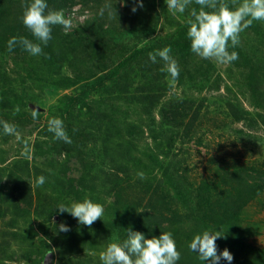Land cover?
<instances>
[{
    "label": "rangeland",
    "instance_id": "rangeland-1",
    "mask_svg": "<svg viewBox=\"0 0 264 264\" xmlns=\"http://www.w3.org/2000/svg\"><path fill=\"white\" fill-rule=\"evenodd\" d=\"M111 1L119 2V9L114 7L117 17H109L106 11L105 20L108 16L116 24L128 22L124 16L118 18L124 7L123 1L119 0L86 2L90 9L87 15L98 13L105 3ZM142 3L147 9L141 17L149 27L147 30L133 22L127 28L117 26L119 33H109L103 57L85 58V63L77 61L73 69L62 64L61 74L57 76L51 75L48 65L32 60L30 56L24 63L14 64L8 56L0 53V106L5 104L10 123L17 129L16 134L7 135V144L0 138V146L6 151L5 157L16 162L14 169L27 164L32 174L35 170L44 176L50 174L45 177L46 188L34 192V201L54 194L57 205L70 206L88 198L104 204L106 212L117 210L108 209L113 197L105 193L108 186L106 176L116 167L112 157L124 150L131 152L130 157L142 164H149L151 157L159 158L162 171L139 164L124 165L125 169L132 171L134 179L139 177L138 173H144L145 178H140L142 184H147L153 174L158 181L170 182L169 176L173 174L172 181L188 185L190 191L193 188L189 186L201 187L213 182L215 172L224 171L230 175L241 173L248 185L264 187V181L260 179L264 176V21H259V29L250 26L240 33V43L232 49L240 51L236 61L224 65L209 60L213 68L211 80L204 82V78H198L195 82L186 80L178 84L166 71L157 69L160 65L164 68V63L151 66L150 60L141 55L130 71L127 83L123 80L106 82L100 90L86 94L84 102L87 105L76 106L61 117L68 97L81 98V88L92 84L95 77L114 68L132 51L146 49L151 40L172 33L176 26L189 19L190 5L184 13L173 14L165 0H143ZM149 8L151 12H148ZM148 18L156 23L149 26ZM26 65L36 72L37 80H28ZM89 71L94 72L93 81L81 79L75 87H66L64 84L71 83L62 81L73 78L75 72L86 76ZM215 77L219 78L218 89L212 81ZM118 82L130 85L128 90L121 93L116 87ZM256 85L263 90L262 93L254 91ZM154 96H159L158 102L150 99ZM148 100L155 104L150 105ZM181 107L188 108V111L182 109L187 114L179 125L173 126L171 111ZM33 109L39 111L35 120L31 115ZM194 113L195 124L185 136L184 124ZM54 117L61 119L64 126L66 119L73 125L72 132L66 130L71 143L55 139L48 130V121ZM165 168L170 169L164 173ZM251 168L256 173L253 174ZM151 171L154 173L150 174ZM174 193V189H168L169 195L174 196ZM146 201L147 197L143 204H147ZM175 206L173 208L181 210ZM113 217L116 213L112 216L104 214L88 228L69 213L57 211L51 222L42 225L46 231H53L57 226L56 235L50 232L45 239L38 232L36 222H33L32 229L40 237L37 240L46 244L47 254L51 252L47 257L49 264H86L89 257L96 260L95 264H102L100 253L106 249L112 236H106L101 225ZM11 218L12 215L8 214L5 221ZM62 222L70 231H59L58 225ZM22 223L23 220L18 221L19 226ZM238 224L244 237L245 252L254 254L264 249V191L246 204ZM13 264L27 263L17 261Z\"/></svg>",
    "mask_w": 264,
    "mask_h": 264
},
{
    "label": "trees",
    "instance_id": "trees-1",
    "mask_svg": "<svg viewBox=\"0 0 264 264\" xmlns=\"http://www.w3.org/2000/svg\"><path fill=\"white\" fill-rule=\"evenodd\" d=\"M96 1L98 0H46L48 10L63 9L66 16L71 20V16L74 14L83 15V20L81 22L73 20L72 28L67 33H65L62 26H54L52 39L47 46H43L44 54L32 56L19 46L15 47L11 52L7 50V41L13 36H24L33 42H38L31 32L24 27L21 20L23 12L21 4L22 2H28V0H0V50H2L0 53L4 54L5 57L8 56L14 64L18 62L24 63L30 56L32 60H38L45 66L48 65L51 75L57 76L61 74L62 64L66 63L73 69V65L77 61L85 63V58L95 60L98 57H103L102 53L107 47L109 33H119L117 26L119 29L121 26H126L127 28L133 22L135 25L142 26L145 30L149 28L141 18L147 12L144 4L141 8L132 0H119L123 1L124 7L123 12L118 14V18L124 16L128 22L116 24L108 16L105 20V15L100 17L98 13L93 12V15L90 13L87 15L90 9L85 3H95ZM228 2L231 5V0H228ZM111 4L119 9V2L111 1ZM133 7L137 8L136 12L131 11ZM75 8L77 9L75 10ZM188 8V17L190 19L191 10L193 8L199 10L200 6L196 5L195 0H193ZM148 12H151V8L148 9ZM147 21L151 22L149 26L156 23L155 20L152 21L149 18ZM258 24L259 21H254L252 29H259L260 26ZM187 30L188 24L187 20H185L183 24L176 26L172 33L151 40L149 47L146 49L132 51L114 68L106 70L102 75L100 74L101 76H97L98 78L95 77V81L92 80L94 78V72L92 71H89L86 76L75 72L73 78L63 79L62 81L71 83V85L64 84L66 87L77 86L81 79L92 80L93 82L86 85L85 89L81 88V98L68 97L61 117L69 114L76 106L87 105L84 102V98H87L86 94L97 89L100 90L106 82L123 80V83H127L130 71L139 62L141 55L149 59L148 54L150 52L155 53L165 46H171V55L181 69L176 80L178 84H183L186 80L195 82L198 78H204V82L211 80L213 68L209 60L202 59L191 51ZM229 49L234 51L232 50L233 47ZM237 53L239 56L240 51ZM149 63L151 66L153 65L151 60ZM156 63L163 64L164 62L157 57ZM26 67L28 68V80L31 82L37 80L36 72L29 65H26ZM157 69L162 70V65ZM218 79V77H215L212 80L217 89ZM123 83L120 84L118 82L116 86L121 93L126 92L130 86ZM254 89V91L258 90L260 93L263 92L258 85ZM150 99H157L158 102L159 96H154ZM148 101L150 105L155 104L150 100ZM180 105L183 106L184 102H180ZM182 109L188 111V108L185 107L171 111L174 116L172 120L173 126L179 125L178 123L182 121L181 119L186 116L187 111H182ZM195 120L196 113L184 124L183 135L188 136V132L192 125L195 124ZM0 121L10 123L8 109L5 104L0 106ZM66 121V130L72 132L73 125L67 119ZM7 135L4 133L2 124H0V138L4 144L8 143ZM55 153L57 155L58 151L56 150ZM5 154V149L0 146V221H2V224H0V264H13L17 261L27 264H43L47 257L51 255V252L47 254L48 250L45 248L46 244L44 241L41 239L37 240L40 237L32 229V224L33 222L37 223V230L45 239L49 237L50 232L53 233V236L56 235L57 226L53 231H46L42 228V225L52 221L54 214L57 212L55 209L57 201L54 199V194L44 195L34 201V192L38 193L46 188L45 183L42 186H37L36 184L37 178L44 175L36 170L32 174L27 164L14 169L13 166L16 162L7 159ZM130 154L131 152L128 150L117 152L112 157L116 167L106 176L108 186L105 188V193L113 197V202L108 209L111 210V207L112 209L118 208L117 210H107L106 212V206L102 204L105 215L109 214L112 216L116 213L115 218L113 217L109 220L110 222H104L101 225L104 234L112 236L109 243L122 242L127 238L128 229L144 234L146 239H150L153 236L159 237L161 232H171L176 248L181 254L177 264H211L210 261H201L198 252H192L189 244L195 235L202 234L203 231L209 228H213L215 231H220L221 229L224 231V238L216 240L218 255L227 248L233 256L231 264H264L263 248L254 254L245 252L243 246L244 237L238 224L246 204L253 201L258 196V193L263 192L264 187L248 185L247 181L242 179L241 173L230 175L224 171H216L213 182L206 183L201 187L189 186L193 188L190 191L186 187L188 185H184L180 181L173 182V174L169 176L168 180L170 182L156 180L157 176L153 174L155 170L151 171L150 174L153 175L149 177L147 184H142L140 178L134 179L131 176L132 171L125 169L124 165L127 163L139 164L160 170L161 162L156 156L151 157L149 164H142L133 160ZM169 169L165 168L164 173ZM251 169L253 174L256 173L254 168ZM144 171H147V169H144ZM172 171L175 172L174 169ZM49 176V173H45L44 177ZM262 177L260 179L264 181ZM31 182L33 183L32 188ZM170 188L174 189V196L168 194V189ZM146 197L147 204H143ZM175 204V207H179L181 210L173 208ZM8 214L12 215V218L7 222L5 219ZM19 220H23L21 226L18 225ZM59 255L61 254L59 253ZM58 257L60 258V256ZM95 262L96 260L89 257L86 264H95ZM75 264H78V262ZM219 264H229V262L221 259Z\"/></svg>",
    "mask_w": 264,
    "mask_h": 264
},
{
    "label": "clouds",
    "instance_id": "clouds-1",
    "mask_svg": "<svg viewBox=\"0 0 264 264\" xmlns=\"http://www.w3.org/2000/svg\"><path fill=\"white\" fill-rule=\"evenodd\" d=\"M139 7H143L142 0H135ZM193 0H165L167 8L176 13H184ZM200 8H193L190 19L187 20V38L190 41V49L202 59L212 60L219 64H230L239 56L235 51H229V46L235 48L240 43V33L252 26L254 21H264V0H195ZM23 9L21 20L26 29L38 42L24 36H13L7 41V50L11 52L19 46L32 56L43 53V46H47L52 39L53 27L60 25L65 33L72 28V21L66 16L63 9L48 10L46 0H28L22 2ZM137 8L133 7L132 12ZM117 17L116 10L111 3H105L98 12L100 17L105 15ZM80 16V15H78ZM82 16V15H81ZM79 21V20H77ZM82 21V20H81ZM79 21V22H81ZM171 46H165L155 53H149L151 62L156 63L157 57L164 62L162 71H166L175 81L179 77V65L171 55ZM19 112V108L16 109ZM32 118L35 120L39 111L32 110ZM5 134L14 135L16 126L5 121H0ZM48 130L54 134V138L65 143H71L64 123L59 118H51L48 121ZM143 179L144 173H138ZM45 183V177L39 176L37 186ZM59 213H69L79 224L91 228L104 215V207L94 203L88 198L82 202H73L70 206L63 203L55 208ZM60 232H68L70 228L65 223L58 225ZM224 231H215L209 228L202 234L195 235L189 244L192 252H198L201 261H210L211 264H219L223 259L231 264L232 254L225 248L217 254L216 240L223 237ZM46 257V256H45ZM44 257V258H45ZM181 254L176 248V243L171 232H161L159 237L153 236L146 239L144 234L127 230V238L122 242L109 243L106 249L100 253L102 264H177ZM55 264V262H53Z\"/></svg>",
    "mask_w": 264,
    "mask_h": 264
},
{
    "label": "built area",
    "instance_id": "built-area-1",
    "mask_svg": "<svg viewBox=\"0 0 264 264\" xmlns=\"http://www.w3.org/2000/svg\"><path fill=\"white\" fill-rule=\"evenodd\" d=\"M77 8H75V10H76ZM72 17V19H77L78 18V20L79 21H81V20H83V15L82 16H78L77 14H74L73 16H71ZM82 18V19H81Z\"/></svg>",
    "mask_w": 264,
    "mask_h": 264
},
{
    "label": "water",
    "instance_id": "water-1",
    "mask_svg": "<svg viewBox=\"0 0 264 264\" xmlns=\"http://www.w3.org/2000/svg\"><path fill=\"white\" fill-rule=\"evenodd\" d=\"M44 264H49V258L45 260Z\"/></svg>",
    "mask_w": 264,
    "mask_h": 264
}]
</instances>
